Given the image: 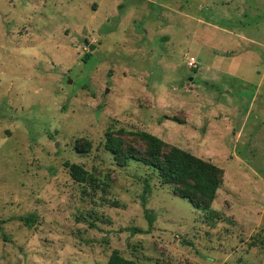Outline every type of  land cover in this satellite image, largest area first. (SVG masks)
<instances>
[{"label":"rangeland","instance_id":"1","mask_svg":"<svg viewBox=\"0 0 264 264\" xmlns=\"http://www.w3.org/2000/svg\"><path fill=\"white\" fill-rule=\"evenodd\" d=\"M106 131L221 167L214 200L118 166ZM0 220V264H264V0H0Z\"/></svg>","mask_w":264,"mask_h":264},{"label":"trees","instance_id":"2","mask_svg":"<svg viewBox=\"0 0 264 264\" xmlns=\"http://www.w3.org/2000/svg\"><path fill=\"white\" fill-rule=\"evenodd\" d=\"M117 132L121 134L123 130L119 129ZM114 133L115 131H106L104 146L113 154L118 166H126L131 160L136 161L156 172L162 184L172 185L173 192L188 200L193 207L206 208L212 203L222 182L221 167L175 145H168L156 135L146 131L133 133L145 142L146 149L143 152L133 147L124 148L122 137ZM90 147L91 143L88 140H85L83 144L77 142L75 145L77 152H86ZM63 165L75 181L86 180L87 171L80 164L64 161ZM148 190L149 186L146 183L142 193V204L145 202V194ZM145 215L150 223L152 217ZM35 218L34 213L17 217L29 227L35 223ZM3 222L4 220H0L1 231ZM138 230L131 229L132 232ZM106 264H133V261L126 259L114 249Z\"/></svg>","mask_w":264,"mask_h":264},{"label":"built area","instance_id":"3","mask_svg":"<svg viewBox=\"0 0 264 264\" xmlns=\"http://www.w3.org/2000/svg\"><path fill=\"white\" fill-rule=\"evenodd\" d=\"M188 66L189 67H196L197 66V61L195 59V57H190L189 58V61H188Z\"/></svg>","mask_w":264,"mask_h":264},{"label":"water","instance_id":"4","mask_svg":"<svg viewBox=\"0 0 264 264\" xmlns=\"http://www.w3.org/2000/svg\"><path fill=\"white\" fill-rule=\"evenodd\" d=\"M92 46H93V45L91 44V45L89 46V49H92Z\"/></svg>","mask_w":264,"mask_h":264}]
</instances>
